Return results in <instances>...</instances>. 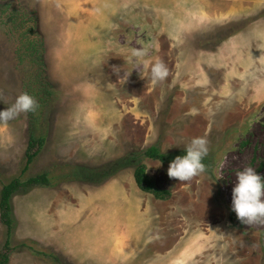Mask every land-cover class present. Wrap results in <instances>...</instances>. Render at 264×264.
<instances>
[{"label": "rangeland", "instance_id": "374dc122", "mask_svg": "<svg viewBox=\"0 0 264 264\" xmlns=\"http://www.w3.org/2000/svg\"><path fill=\"white\" fill-rule=\"evenodd\" d=\"M212 1L218 11L220 0ZM261 1V10L247 5L225 23L211 0H0V111L31 95L26 75L39 76L34 98L47 103L36 134L47 140L22 179H51L14 195L10 258L71 264L46 244L62 242L52 235L59 224L92 205L103 221L124 224L121 252L131 264H162L156 256L174 252L179 264H264V219L243 224L232 210L237 174L251 167L264 178V73L233 72L219 53L229 35L264 22ZM27 32L43 41V66L20 59ZM144 49L143 58L133 55ZM157 61L169 71L159 82L150 73ZM31 130L30 112L0 122V191L20 174ZM196 137L208 142L202 174L178 181L168 176L171 162L143 156L171 196L139 188L141 152L186 151ZM6 239L0 213V250Z\"/></svg>", "mask_w": 264, "mask_h": 264}, {"label": "crops", "instance_id": "0c3cea01", "mask_svg": "<svg viewBox=\"0 0 264 264\" xmlns=\"http://www.w3.org/2000/svg\"><path fill=\"white\" fill-rule=\"evenodd\" d=\"M211 2L209 0L212 12L220 14L225 23L239 20L246 15L247 5L249 9L254 10H261L263 7L261 0H253L252 4L247 0H220V9L215 11L213 8L215 5L212 0ZM209 17H212L210 12ZM256 26L258 28H255ZM219 53H221L223 62L230 69H234L233 72L238 68L240 73H244L245 68L248 67L245 76L255 75V78L262 79L264 73V22H261V25L256 24L247 30L241 29V31L229 35L222 41ZM206 59L209 60V56ZM242 65L245 67L243 68ZM258 79H255L254 83L258 84ZM88 207L89 209L85 211L87 207L82 206L81 215L76 222L59 224V231L52 235L59 237V241L62 242L49 241L46 247L54 251H61L68 257L66 260L71 264H131L132 259L130 257L126 259L124 253L121 252L126 243L119 239L122 234L119 230L124 231L122 226L124 224L112 220L103 221L102 215H98L99 212L95 208L91 209L92 205ZM35 240L41 241L42 238L36 237ZM178 256L179 252L178 254L174 252L170 255L156 256V258L157 261L162 259L164 261L162 264H179ZM57 259L59 258L57 257ZM145 262L150 264L149 259L143 261V263ZM9 264H45V261L31 253H17L10 258Z\"/></svg>", "mask_w": 264, "mask_h": 264}, {"label": "trees", "instance_id": "16d2710c", "mask_svg": "<svg viewBox=\"0 0 264 264\" xmlns=\"http://www.w3.org/2000/svg\"><path fill=\"white\" fill-rule=\"evenodd\" d=\"M6 11V10H5ZM4 11V12H5ZM25 41L23 42L25 51H20V59L24 60L26 56H29L31 60L34 62H39L42 66L44 65V45L41 39H37V35H31L30 32L26 33ZM22 49V48H20ZM36 55V56H35ZM38 75H33L30 72V75H26L25 77V87L28 85L31 88V96L35 97L33 91L35 89V83L38 80ZM38 107L34 112H30L33 124V130H31V135L28 142V147L25 152V164L22 167L20 174L11 178L7 182L3 183L2 189L0 191V213H1V221L7 227V239L5 241L4 247L0 250V264H8L10 261L11 251L14 246L10 244L11 236L16 228V220L14 216V207H13V197L20 191H27L28 189L34 186H49L51 185V179L48 172H42L36 175H32L27 177V179H22L26 172L30 169L32 163L36 160L39 153L42 151L46 140L47 135L36 134V126L38 124V120L41 117H38L37 114L39 111H42L43 108L46 107L47 98L39 97ZM43 101V102H42ZM41 102V103H40ZM140 157L138 158L139 162L137 163L135 169V180L141 190L146 193H150L159 199H167L171 196V191L169 189H161L157 186L155 179L148 174L147 167L144 163H142L141 157H149L151 159L161 160L165 163H170L177 156H183L186 154V151H176L173 153H163L161 152L159 146L153 145L148 147L146 150L140 153ZM134 159H129L127 163H131ZM203 163L207 164V159L203 158ZM235 216V215H233ZM232 220V219H231Z\"/></svg>", "mask_w": 264, "mask_h": 264}, {"label": "clouds", "instance_id": "9594fccd", "mask_svg": "<svg viewBox=\"0 0 264 264\" xmlns=\"http://www.w3.org/2000/svg\"><path fill=\"white\" fill-rule=\"evenodd\" d=\"M147 50H134L137 58L146 56ZM147 66V65H146ZM151 78L159 82L165 80L169 71L162 62L150 67ZM38 103L28 93L19 94L13 105L0 111V122H8L20 113L34 112ZM207 140L204 137L193 138L185 145L186 154L171 161L168 176L178 181H187L205 171L203 158L208 153ZM232 210L243 224H252L264 219V178L253 168L248 167L237 174V182L232 192Z\"/></svg>", "mask_w": 264, "mask_h": 264}]
</instances>
